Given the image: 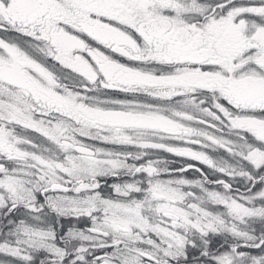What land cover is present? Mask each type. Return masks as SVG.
<instances>
[{
	"label": "snow or ice",
	"instance_id": "obj_1",
	"mask_svg": "<svg viewBox=\"0 0 264 264\" xmlns=\"http://www.w3.org/2000/svg\"><path fill=\"white\" fill-rule=\"evenodd\" d=\"M0 264H264V0H0Z\"/></svg>",
	"mask_w": 264,
	"mask_h": 264
}]
</instances>
